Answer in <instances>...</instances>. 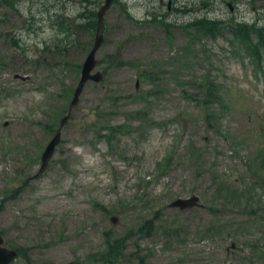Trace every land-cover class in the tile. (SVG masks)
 Returning <instances> with one entry per match:
<instances>
[{"label":"rangeland","instance_id":"374dc122","mask_svg":"<svg viewBox=\"0 0 264 264\" xmlns=\"http://www.w3.org/2000/svg\"><path fill=\"white\" fill-rule=\"evenodd\" d=\"M103 1L0 0V233L25 253L11 264H264V55L226 29L263 25L264 0H116L103 80L36 177ZM203 17L225 27L196 33ZM191 196L201 207H169Z\"/></svg>","mask_w":264,"mask_h":264},{"label":"water","instance_id":"95a60500","mask_svg":"<svg viewBox=\"0 0 264 264\" xmlns=\"http://www.w3.org/2000/svg\"><path fill=\"white\" fill-rule=\"evenodd\" d=\"M115 0H104L99 10L96 13V34L94 38V44L86 56L80 72V78L78 84L74 90L72 100L69 104V113L63 117L60 123L59 131L46 145L44 152L41 155L40 167L36 174V177L41 175L48 167V164L55 153V149L60 142V130L65 126L66 121L69 119L71 111L75 109L79 104L80 95L88 82L100 83L103 80V74L96 71V54L103 44L104 34V16L106 12L112 7ZM171 208H177L179 210H187L195 207H201L199 204V198L197 196H191L189 198H178L171 202L169 205ZM116 218L111 216L109 222L116 224ZM19 257L17 250L8 248L5 246V241L0 233V264H11ZM39 264H52V263H39ZM68 264H75L73 262Z\"/></svg>","mask_w":264,"mask_h":264},{"label":"trees","instance_id":"16d2710c","mask_svg":"<svg viewBox=\"0 0 264 264\" xmlns=\"http://www.w3.org/2000/svg\"><path fill=\"white\" fill-rule=\"evenodd\" d=\"M114 2H116V0ZM92 22L93 24L91 29L93 31L95 29V25H97L95 13L92 14ZM262 24L263 25H259L258 22H255L252 25H248L236 21L235 23L233 22L226 25V29L230 31L234 39L241 45H248L252 53H254V55L256 56L257 60L259 59L260 61L263 59L264 55V23ZM224 27L225 24H223L222 22L204 17L196 20L191 24V29H193L196 33L210 36L217 34ZM252 37H255L257 41L253 42ZM258 68H260V66H257V69ZM211 87L214 88V84H210L208 86V88ZM18 251L19 256L21 254L25 257V253L22 252L21 249H19Z\"/></svg>","mask_w":264,"mask_h":264},{"label":"bare ground","instance_id":"6f19581e","mask_svg":"<svg viewBox=\"0 0 264 264\" xmlns=\"http://www.w3.org/2000/svg\"><path fill=\"white\" fill-rule=\"evenodd\" d=\"M17 252L19 253V251L17 250Z\"/></svg>","mask_w":264,"mask_h":264},{"label":"flooded vegetation","instance_id":"af4514ba","mask_svg":"<svg viewBox=\"0 0 264 264\" xmlns=\"http://www.w3.org/2000/svg\"><path fill=\"white\" fill-rule=\"evenodd\" d=\"M57 132H58V131H57ZM57 132H56V133H57Z\"/></svg>","mask_w":264,"mask_h":264}]
</instances>
